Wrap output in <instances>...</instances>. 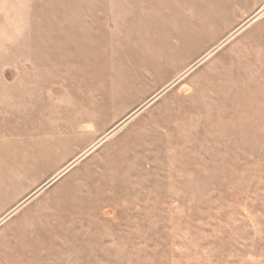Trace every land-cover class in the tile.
Listing matches in <instances>:
<instances>
[{
    "label": "rangeland",
    "instance_id": "374dc122",
    "mask_svg": "<svg viewBox=\"0 0 264 264\" xmlns=\"http://www.w3.org/2000/svg\"><path fill=\"white\" fill-rule=\"evenodd\" d=\"M167 1L33 58L36 11L114 0H9L0 264H264V0Z\"/></svg>",
    "mask_w": 264,
    "mask_h": 264
},
{
    "label": "crops",
    "instance_id": "0c3cea01",
    "mask_svg": "<svg viewBox=\"0 0 264 264\" xmlns=\"http://www.w3.org/2000/svg\"><path fill=\"white\" fill-rule=\"evenodd\" d=\"M170 1L172 0L167 2ZM160 2L161 0L153 2L155 5L152 7L145 3L123 7L116 0L112 6L107 7L84 6L78 3L70 5L71 3L66 2L64 6H50L38 10L33 14L32 19L33 58H88L89 47L105 46L104 31L107 25L111 26L113 31H122L128 21L135 20L137 15L160 12L157 6ZM168 8L170 7L164 6L161 10L171 11ZM8 18L9 0H0V58H8ZM90 32L93 33L91 40H89ZM3 34L6 37L5 41ZM5 68L7 69V66ZM7 72V70L1 72V76L6 78ZM8 94V88L0 87V136L3 133L7 136V130L3 132L2 127L8 125L10 118Z\"/></svg>",
    "mask_w": 264,
    "mask_h": 264
},
{
    "label": "bare ground",
    "instance_id": "6f19581e",
    "mask_svg": "<svg viewBox=\"0 0 264 264\" xmlns=\"http://www.w3.org/2000/svg\"><path fill=\"white\" fill-rule=\"evenodd\" d=\"M260 12V11H259ZM256 19H258V18H256Z\"/></svg>",
    "mask_w": 264,
    "mask_h": 264
}]
</instances>
